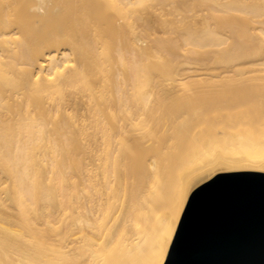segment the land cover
Instances as JSON below:
<instances>
[{"label":"bare ground","instance_id":"bare-ground-1","mask_svg":"<svg viewBox=\"0 0 264 264\" xmlns=\"http://www.w3.org/2000/svg\"><path fill=\"white\" fill-rule=\"evenodd\" d=\"M240 171L264 173V0H0V264H164Z\"/></svg>","mask_w":264,"mask_h":264},{"label":"water","instance_id":"water-1","mask_svg":"<svg viewBox=\"0 0 264 264\" xmlns=\"http://www.w3.org/2000/svg\"><path fill=\"white\" fill-rule=\"evenodd\" d=\"M164 264H264V173H219L197 187Z\"/></svg>","mask_w":264,"mask_h":264},{"label":"rangeland","instance_id":"rangeland-1","mask_svg":"<svg viewBox=\"0 0 264 264\" xmlns=\"http://www.w3.org/2000/svg\"><path fill=\"white\" fill-rule=\"evenodd\" d=\"M183 212V211H182ZM182 215V214H181ZM181 217V216H180ZM179 221H180V219H179ZM179 223V222H178ZM177 226H178V224H177ZM177 229V228H176Z\"/></svg>","mask_w":264,"mask_h":264}]
</instances>
